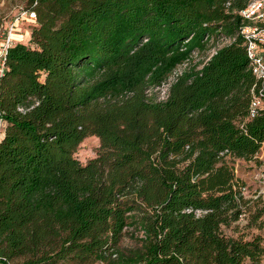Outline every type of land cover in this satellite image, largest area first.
<instances>
[{
    "label": "trees",
    "instance_id": "16d2710c",
    "mask_svg": "<svg viewBox=\"0 0 264 264\" xmlns=\"http://www.w3.org/2000/svg\"><path fill=\"white\" fill-rule=\"evenodd\" d=\"M251 1H27L0 77V264H264V234L235 225L262 195L229 162L264 144Z\"/></svg>",
    "mask_w": 264,
    "mask_h": 264
},
{
    "label": "rangeland",
    "instance_id": "374dc122",
    "mask_svg": "<svg viewBox=\"0 0 264 264\" xmlns=\"http://www.w3.org/2000/svg\"><path fill=\"white\" fill-rule=\"evenodd\" d=\"M27 1L28 0H0V43L2 42L6 31H8L12 24L14 25V29H16L15 37L20 38L22 35L24 42L28 39V33H30V29L33 27V23L28 19V16L24 15ZM222 44L224 43L220 42L218 46ZM210 53H212V51ZM210 53L195 54L192 64H196L201 60L204 61ZM183 67L184 66L182 65L179 70L183 69ZM163 94L164 88L158 90L159 99H162ZM99 146V140L96 137H87L79 145L74 157L84 165L90 159L96 157ZM227 160H229V158H227ZM229 162L234 168L235 176L239 178L245 186L243 190L245 198L250 199L255 194H260L262 195L264 202V144L257 160L251 162L229 160ZM262 205L263 204L254 206V204H250V210L246 211L241 216L240 220L235 223V225L238 226L239 234L243 233L247 237H250L252 234H264V228L262 230H257L255 225H248L251 217L255 214L258 208L262 207ZM261 210L264 211V208H261ZM259 220L261 222L259 226L263 223L264 227V213ZM120 245L123 248H129L134 245V242L128 236H125L121 240Z\"/></svg>",
    "mask_w": 264,
    "mask_h": 264
},
{
    "label": "built area",
    "instance_id": "2783aa9c",
    "mask_svg": "<svg viewBox=\"0 0 264 264\" xmlns=\"http://www.w3.org/2000/svg\"><path fill=\"white\" fill-rule=\"evenodd\" d=\"M24 15L28 16L31 22L35 19L33 12H24ZM241 15L253 22V25L241 28L240 32L246 40L247 56L250 61L252 74L258 81L264 83V0H252L247 8L241 12ZM15 33L16 29H14V25L12 24L0 43V77L5 71L4 60L7 49L17 41L23 40L22 35L19 39H15ZM183 66L185 67L186 64ZM250 108L252 115L257 114L258 110L264 109V99L254 97ZM2 128L3 124L0 120V134Z\"/></svg>",
    "mask_w": 264,
    "mask_h": 264
},
{
    "label": "bare ground",
    "instance_id": "6f19581e",
    "mask_svg": "<svg viewBox=\"0 0 264 264\" xmlns=\"http://www.w3.org/2000/svg\"><path fill=\"white\" fill-rule=\"evenodd\" d=\"M14 38L19 39V37H14Z\"/></svg>",
    "mask_w": 264,
    "mask_h": 264
}]
</instances>
